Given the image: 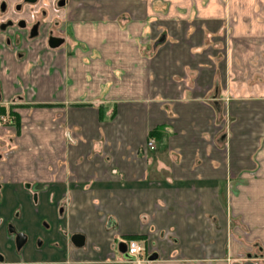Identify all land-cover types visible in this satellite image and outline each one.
<instances>
[{
  "label": "crops",
  "instance_id": "0c3cea01",
  "mask_svg": "<svg viewBox=\"0 0 264 264\" xmlns=\"http://www.w3.org/2000/svg\"><path fill=\"white\" fill-rule=\"evenodd\" d=\"M1 2L0 264H264V0Z\"/></svg>",
  "mask_w": 264,
  "mask_h": 264
},
{
  "label": "flooded vegetation",
  "instance_id": "af4514ba",
  "mask_svg": "<svg viewBox=\"0 0 264 264\" xmlns=\"http://www.w3.org/2000/svg\"><path fill=\"white\" fill-rule=\"evenodd\" d=\"M24 2L28 3V4H32V3L35 2V0H33V1L32 0H24ZM15 9H16V11H19L20 7L17 6ZM6 12H7L6 3L5 2H1L0 3V14L1 15H5ZM0 26L4 30L9 28V27H14L19 32H23L24 34H26V36H28L30 39H33V38H36L38 36L39 28H40V22L39 21H32L30 23V22H27L25 20H20V19H18V20L7 19L5 21H2ZM51 39L58 40L56 37H52L51 36V38H49L47 40V45L48 46H49V41ZM5 45L9 46L12 50H15V49L18 48V41L15 38L9 39V40L7 39L6 42H5ZM11 109H12V105L7 106V108H4L3 106H0V127L1 128L2 127L5 128L6 126L10 125L9 124L10 122H15V124H16V117L13 114V112L11 111ZM7 143L11 144V139L7 138L4 141L3 140L1 141V139H0V159H2L7 154ZM26 188L31 190L32 186L26 185ZM34 201H36V196L35 195H34ZM10 231L12 232V234L15 235L14 238H15V246H16V248L20 249L23 246V244L25 243V237L22 234L17 233V234L22 235L23 238H24L23 244L20 247H17V245H16V235L17 234H15L13 230H10ZM127 241L125 242V247H126ZM143 252L146 253L144 250H143ZM151 257H153V256H150V255L146 254L147 264H150V262L153 261V260L149 259Z\"/></svg>",
  "mask_w": 264,
  "mask_h": 264
},
{
  "label": "built area",
  "instance_id": "2783aa9c",
  "mask_svg": "<svg viewBox=\"0 0 264 264\" xmlns=\"http://www.w3.org/2000/svg\"><path fill=\"white\" fill-rule=\"evenodd\" d=\"M148 150H154L155 144L152 138L146 142ZM126 253L131 258L129 264H147L146 254L143 252L142 245L134 239L128 240L126 244Z\"/></svg>",
  "mask_w": 264,
  "mask_h": 264
},
{
  "label": "water",
  "instance_id": "95a60500",
  "mask_svg": "<svg viewBox=\"0 0 264 264\" xmlns=\"http://www.w3.org/2000/svg\"><path fill=\"white\" fill-rule=\"evenodd\" d=\"M33 1V0H32ZM61 44V41L60 40H56V39H51L50 41H49V47L50 48H56L57 46H59ZM23 242H24V238H23V236L22 235H20V234H17L16 235V245H17V247H20L22 244H23ZM150 260H154L155 259V257H151V258H149Z\"/></svg>",
  "mask_w": 264,
  "mask_h": 264
},
{
  "label": "trees",
  "instance_id": "16d2710c",
  "mask_svg": "<svg viewBox=\"0 0 264 264\" xmlns=\"http://www.w3.org/2000/svg\"><path fill=\"white\" fill-rule=\"evenodd\" d=\"M131 239H136V238H131Z\"/></svg>",
  "mask_w": 264,
  "mask_h": 264
}]
</instances>
